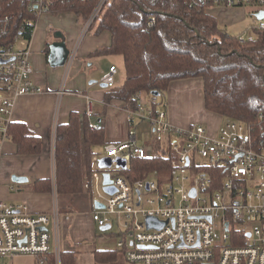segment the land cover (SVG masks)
Segmentation results:
<instances>
[{
    "label": "built area",
    "instance_id": "1",
    "mask_svg": "<svg viewBox=\"0 0 264 264\" xmlns=\"http://www.w3.org/2000/svg\"><path fill=\"white\" fill-rule=\"evenodd\" d=\"M46 0H32L35 24L47 13ZM106 0H100L92 18ZM207 8H240L257 5L264 10V0H191ZM205 9V11H206ZM90 21L86 24L88 28ZM14 14H7L0 4V146L10 140L8 127L16 100L25 95L44 94L32 81L31 38L22 34L28 24L15 26ZM154 21L151 20V23ZM264 29V20L250 25ZM32 37V36H31ZM72 62V55L66 66ZM117 68L111 66L100 78L106 88L116 87ZM64 92H56L58 96ZM138 93V105L127 113L128 137L120 143L104 146L102 157H93L96 170L84 189L91 201L103 209H93L92 221L98 228L120 225L113 250L121 264H264V146L256 145L251 127L242 122L224 120L215 134L201 124L187 128L173 126L168 118L166 101L158 95ZM85 115L95 116L92 99L85 95ZM144 124L154 141L138 138L137 126ZM98 127L97 123L91 124ZM54 125L51 134V159L54 167ZM153 142L168 150L169 177L160 180L155 174L131 183L119 175L133 158H148ZM171 154V157H170ZM111 159L109 168H98L101 158ZM204 161L196 166L195 159ZM54 171V168H53ZM107 173L115 189L104 191L103 174ZM55 177V176H54ZM154 180H152V179ZM194 191V196L190 195ZM57 204L50 214H32L24 204L0 202V264L5 259L31 256L35 264H61L60 239L51 231L57 216ZM166 222L159 230L149 228L147 219ZM143 247V248H140Z\"/></svg>",
    "mask_w": 264,
    "mask_h": 264
},
{
    "label": "trees",
    "instance_id": "2",
    "mask_svg": "<svg viewBox=\"0 0 264 264\" xmlns=\"http://www.w3.org/2000/svg\"><path fill=\"white\" fill-rule=\"evenodd\" d=\"M47 13H72L87 24L100 0H46ZM7 14H14L15 26L28 24L23 37L30 39L36 22L29 9L32 0H0ZM248 16L261 10L257 5L243 6ZM206 5L191 0H106L89 23L94 35L107 32L110 44L97 49L91 57L119 56L124 80L108 89L104 98L133 110L138 93L157 92L162 101L171 82L201 78L204 107L223 120L248 124L256 145L264 146V29L254 28L250 40L240 42L228 35ZM151 20L154 22L151 23ZM92 128L86 115L71 113L65 124H58L54 144V189L58 199L78 200L94 169L93 157L102 156L105 146L101 122ZM10 141L18 155L40 153L41 141L31 135L23 123L11 122ZM165 146L153 142V153L144 159L133 158L119 175L131 183L155 174L160 180L169 177L170 160ZM171 157V154H170ZM37 192H50L51 180L34 183ZM76 202V201H75ZM114 251L95 250L94 264H105ZM61 264H76L74 252H61ZM109 262L107 264H111Z\"/></svg>",
    "mask_w": 264,
    "mask_h": 264
},
{
    "label": "crops",
    "instance_id": "3",
    "mask_svg": "<svg viewBox=\"0 0 264 264\" xmlns=\"http://www.w3.org/2000/svg\"><path fill=\"white\" fill-rule=\"evenodd\" d=\"M245 9L212 7L206 12L216 19L228 35L230 30H236L233 36L240 37L247 35L246 29L257 21L249 17L250 11ZM37 24L30 41L32 81L45 93L19 97L14 105L11 122L23 123L31 135L40 139L41 150L36 155H18L12 141H3L0 146V202L24 204L32 214H50L56 203L58 214L52 221L51 231L55 229L58 232L61 252L76 253V264H79V255L89 253L93 259L95 251L92 244L98 227L91 220L93 203L89 191L85 189L78 200L58 199L54 189L51 134L54 125L65 124L71 113L84 115V96L87 95L92 99L96 113L89 121L91 124L101 122L105 145L127 140V113L123 103L112 100L105 106L104 98L109 90L101 87L100 83V78L111 66L117 68L118 78L120 62L115 57L119 56L91 57L92 52L109 46L110 35L107 32L92 34L85 28L86 24L80 23L72 13H44ZM56 34L61 35L72 55L69 66L51 68L48 64L49 46L59 40L54 38ZM60 89L64 93L58 96L56 92ZM165 96L168 118L173 126L187 128L201 124L210 134H215L224 121L222 116L205 109L201 78L173 81ZM145 139L151 143L149 138ZM12 175L26 177L28 181L13 183ZM42 179L51 180L50 192L35 191L34 183ZM88 202L90 213L84 209Z\"/></svg>",
    "mask_w": 264,
    "mask_h": 264
},
{
    "label": "rangeland",
    "instance_id": "4",
    "mask_svg": "<svg viewBox=\"0 0 264 264\" xmlns=\"http://www.w3.org/2000/svg\"><path fill=\"white\" fill-rule=\"evenodd\" d=\"M247 10V9H245ZM38 26V24H37ZM221 28H223L221 25H219ZM37 29V28H36ZM235 31H229V34L233 36L235 34ZM246 33H250L249 30L246 29ZM116 61L119 63L120 62V67L118 71V78L116 81V87L120 86L123 82L124 78V69H123V63L121 57H115ZM166 98V96H165ZM166 101V99H165ZM137 132H138V138H140V135L142 134L145 136V138H149L152 141H154V137L152 134H143V132L147 133V127L144 124H139L137 126ZM196 166H201L204 161L200 158L195 159ZM94 165V164H93ZM152 179V178H151ZM154 180V179H152ZM86 212L90 213V203L85 204ZM92 206V205H91ZM93 211V210H92ZM92 220V219H91ZM117 219H114V223L112 227L106 231L102 232L100 231L99 228L96 229V235L94 237V243L92 244L93 248L95 250H110L113 251L116 247V242L119 238V230H120V225L116 222ZM94 223V222H93ZM95 224V223H94ZM96 226V224H95ZM115 253V252H114ZM79 264H94L93 259L89 253H84V255H79ZM6 264H35V259L31 256H17L12 259H5L4 260ZM108 262H112L111 264H121L118 261L117 254L115 253V257L111 260H107L105 264Z\"/></svg>",
    "mask_w": 264,
    "mask_h": 264
},
{
    "label": "water",
    "instance_id": "5",
    "mask_svg": "<svg viewBox=\"0 0 264 264\" xmlns=\"http://www.w3.org/2000/svg\"><path fill=\"white\" fill-rule=\"evenodd\" d=\"M254 18L257 21H262L264 20V10L258 11L255 15ZM55 39H59L58 41H55L49 46V55L47 58L48 64L51 68H60L64 67L69 59L70 56V51L66 48L65 42L61 35L56 34L54 35ZM101 87L106 88V85L101 84ZM152 94L158 95L157 92H153ZM118 161V166L121 167L122 169H125V162L121 161L120 159ZM111 166V159L107 157H103L99 160L98 162V168L103 169V168H109ZM11 181L13 183L17 184H22V183H27L28 179L26 177L22 176H16L12 175L11 176ZM112 181L109 178V175L107 173L103 174V185L104 191L108 194H113L115 192V189L111 186ZM195 192L192 190L190 192L191 196H194ZM93 209H103V206L99 204L98 202H93ZM147 226L149 228H157L161 229L166 222H157L156 220H153L151 218L147 219ZM111 228V225H106L104 227L100 228V231L106 232ZM143 248V247H140Z\"/></svg>",
    "mask_w": 264,
    "mask_h": 264
}]
</instances>
